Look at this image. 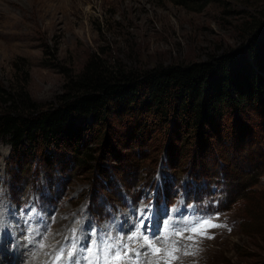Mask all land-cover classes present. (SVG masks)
<instances>
[{
	"label": "rangeland",
	"instance_id": "374dc122",
	"mask_svg": "<svg viewBox=\"0 0 264 264\" xmlns=\"http://www.w3.org/2000/svg\"><path fill=\"white\" fill-rule=\"evenodd\" d=\"M28 4L18 0L20 7L1 10L0 87L25 88L31 100L45 108L65 94L66 83L80 75L89 62L115 63L143 72L159 65L204 63L211 54L231 55L246 49L254 37H264L261 28L244 36L241 30L259 14L264 25V0H49L42 9ZM178 106L177 101L169 103L167 121L161 128L154 116L146 127L144 115L137 119L113 115L107 119L106 131L100 132V126L92 127V120L75 119L77 125L84 122L90 128L82 151L86 147L92 151L79 162L68 149L50 147L16 163L10 160L9 146L1 141L0 225L3 223L4 230L0 228V236L5 230L19 231L14 239L25 257L17 264H25L26 255L35 250L58 248L63 240L60 250L65 264L75 256L82 258L90 242L96 255L103 256L106 234L99 232L97 238L86 230L80 233L79 244L75 240L77 249L72 250V257L67 255L66 241L77 237L73 234L76 227L95 219L116 235L108 242L135 248L142 253L139 257L145 259L144 264L155 261L147 248L138 247L141 241L128 238L139 229L150 239L149 225L136 211L152 206L149 197L154 192L147 190L148 184L153 181L155 188L163 180L165 187L175 191L174 202H184L191 218L196 215L199 221L218 225L208 229L205 237L179 239V259L174 264H264V237L254 235L256 229L264 228V105L230 112L225 107L218 121L216 118L207 126L203 123L199 132L184 125V112H175ZM104 132L109 138L116 134L112 140L115 156L104 150ZM249 170H258V178L251 180ZM188 174L219 181L226 191L233 177L239 180L238 186L257 182L245 186V197L240 190L233 194L232 202L227 197L223 203L226 213H222L215 201L187 206L191 199L188 192L198 191L182 187ZM8 178L20 195L34 189L28 200L15 197ZM31 181L33 184H28ZM158 187L159 195L162 186ZM171 205L166 216L153 212L156 223L164 216L167 219L162 221L161 235L150 240L162 241L166 231H182L195 221ZM189 234L184 232L185 237ZM43 241L47 248L41 246ZM185 250L193 254L184 255ZM131 256L134 262L139 261L134 253Z\"/></svg>",
	"mask_w": 264,
	"mask_h": 264
},
{
	"label": "trees",
	"instance_id": "16d2710c",
	"mask_svg": "<svg viewBox=\"0 0 264 264\" xmlns=\"http://www.w3.org/2000/svg\"><path fill=\"white\" fill-rule=\"evenodd\" d=\"M261 17L259 14L257 18L249 19L241 28L242 36L259 28L264 32ZM245 48L231 55L211 54L204 63L159 65L143 72L127 70L115 63L89 62L80 75L66 83L65 94L47 108L33 102L25 88L4 90L0 87V142L9 146L10 160L16 163L50 147L68 149L79 162L83 156L90 157L92 151L87 147L82 151L84 135L90 128L84 122L77 125L75 119L92 120V127L100 126L97 129L100 132L101 129L106 131L107 119L113 115L134 119L144 115L146 127L149 118L154 116L161 122L156 126L161 128L167 121V106L172 101L179 103L175 112H184V125L199 132L203 123L210 125L212 120L221 118L219 115L225 107L230 112L264 105V37H254ZM107 136L104 132V150L115 156L114 136ZM81 162L89 167L84 160ZM51 164L49 161L48 165ZM13 165L17 167V164ZM249 173L251 180L259 176L258 170H249ZM189 176L197 182L219 184V181L198 175ZM238 182L237 178L229 179L227 191L223 187L224 200L228 197L232 202L237 190L245 197V186L253 187L257 180L241 186ZM28 184L32 185L33 181ZM254 235L263 238L264 228L256 229Z\"/></svg>",
	"mask_w": 264,
	"mask_h": 264
},
{
	"label": "snow or ice",
	"instance_id": "6c2138e0",
	"mask_svg": "<svg viewBox=\"0 0 264 264\" xmlns=\"http://www.w3.org/2000/svg\"><path fill=\"white\" fill-rule=\"evenodd\" d=\"M143 227V224H141ZM218 227V225L208 220L193 221L190 222L182 231L168 232L166 231L162 241L150 240L147 235H144L139 229H137L129 239L133 242L141 241L140 247L147 248L152 256L156 257L155 261L151 264H174L179 259L177 253L180 252L179 239L193 240L195 236L205 237L207 236V230L210 228ZM190 233L187 237L184 236V232ZM177 237L178 239H171V237ZM163 244V247L158 244ZM114 249H119L115 250ZM134 253L139 259V252L135 248H129L127 244L118 245L114 242H105L103 251V264H121V262L128 261L131 264H135L132 260V256L129 253ZM88 264H101V259L96 255L95 248H88ZM163 254V255H162ZM193 253L185 250L184 255H192ZM68 257H72L73 252L67 253ZM64 258V251L55 257V264H61Z\"/></svg>",
	"mask_w": 264,
	"mask_h": 264
},
{
	"label": "bare ground",
	"instance_id": "6f19581e",
	"mask_svg": "<svg viewBox=\"0 0 264 264\" xmlns=\"http://www.w3.org/2000/svg\"><path fill=\"white\" fill-rule=\"evenodd\" d=\"M28 3L33 7H36L38 9H42L44 6H46V2L49 0H27ZM28 4V5H29ZM17 8L20 7L18 5V0H0V14H1V10H3V12L8 9V8ZM33 9V8H32ZM35 10V8H34ZM2 16V15H1ZM4 159V157H3ZM2 208V206L0 207ZM156 218V216L154 217V219ZM40 223V222H39ZM62 224V223H61ZM71 225V224H70ZM173 226V225H172ZM36 227V226H35ZM1 230H4V225L3 223H1L0 225ZM69 228V226H68ZM86 230V223H80L76 229L74 230L73 234L74 236L77 235V237L75 239L71 238L68 239L66 242H68V249L69 251H72L73 249H77V245H76V241L80 240V233L82 231ZM9 233L12 235V233L10 232V230H8ZM15 231V230H14ZM13 231V238H11V236H9V233H7V231H3L1 236H0V264H17L20 260L21 256H24L22 253V250L19 248V244L17 243L16 240L14 239L15 235L17 232ZM68 231V230H67ZM27 233V232H26ZM25 233V235H26ZM100 234V233H99ZM51 235V234H50ZM19 235H17L18 237ZM24 236V235H23ZM38 237V236H37ZM39 237H42L41 235H39ZM36 238V237H35ZM98 238V237H97ZM129 239V238H128ZM13 240L15 242H13V246H7V244ZM48 240V239H47ZM76 240V241H75ZM32 241V240H30ZM130 241V240H129ZM47 241H43L42 243V247L47 248L46 246ZM37 244V243H36ZM65 241L63 240L62 243L60 245H58V248H54V246L52 247L51 251H43V249L41 250H35L33 251L31 254L26 255V260H25V264H55V257L61 252L60 250V246L64 245ZM125 244V243H124ZM33 245V244H32ZM98 245V244H97ZM130 245V244H129ZM2 246V247H1ZM37 246V245H36ZM10 247V248H9ZM66 247V246H65ZM130 247V246H129ZM140 247V246H138ZM33 249V247H31ZM91 248H93L91 246ZM133 248V247H132ZM66 249V248H65ZM86 249V247H85ZM146 249V248H145ZM144 249V250H145ZM11 250V251H10ZM27 250V249H25ZM87 250V249H86ZM85 250V252H86ZM141 250V249H140ZM81 252V250H80ZM84 252V253H85ZM138 252V251H137ZM67 253V252H66ZM131 255V252L129 253ZM142 254V253H141ZM140 254V255H141ZM79 255V254H78ZM148 256V255H147ZM181 256V255H180ZM25 257V256H24ZM68 258V257H67ZM140 259H138L139 261L135 262V264H144L143 261L145 262V259H142L141 257H139ZM25 259V258H24ZM88 259L89 257L83 256L82 258L79 256H75L74 260L70 263V264H88ZM100 259H101V264H103V256L102 254L100 255ZM150 260V259H149ZM23 261V260H22ZM66 261V258L64 257V262ZM154 261L153 259H151L150 261H148L147 264H151V262ZM127 263L121 262V264H131V262L126 261ZM134 262V261H133ZM24 263V261H23ZM20 264H22L20 262Z\"/></svg>",
	"mask_w": 264,
	"mask_h": 264
}]
</instances>
